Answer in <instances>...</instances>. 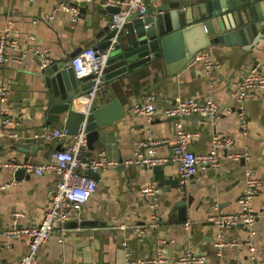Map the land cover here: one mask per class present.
Masks as SVG:
<instances>
[{
	"label": "crops",
	"instance_id": "obj_1",
	"mask_svg": "<svg viewBox=\"0 0 264 264\" xmlns=\"http://www.w3.org/2000/svg\"><path fill=\"white\" fill-rule=\"evenodd\" d=\"M59 1L0 0V27L10 22L12 35L19 40L18 46L10 50L3 71L4 80L10 86L9 101L4 109L16 122L21 135L19 142H32L37 146L36 154H30L21 151L15 142L0 137V161L28 159L42 162L69 140L38 141L32 138L45 125H66L64 119L51 124L43 121L46 90L40 73L39 52L47 51L55 59L78 54L89 45L103 49L98 46L101 40L97 33L109 25L113 13L102 10L101 3L105 0L84 3V10L75 22L71 12L58 8ZM164 1L147 0L148 8ZM51 13L54 16L49 19ZM227 16L228 13L224 12L218 18L224 17L228 21ZM126 34L127 25L121 38L125 39ZM29 35L34 38H28ZM203 50L218 64L211 75L205 74L203 64L194 60L182 70L161 79L157 73L147 75L141 70L107 77L101 92L106 97L116 98L124 112L100 128L101 137L95 148L87 146L83 154L96 156L104 150L109 158L119 163L123 161L124 166L119 168L118 163L101 173L103 183L84 205L81 220H71L64 232L57 229L49 237L39 248L38 264H126L123 242L132 250V259L145 261L138 264H178L177 260L188 248L205 254L207 260L204 264H218L221 257L227 264H264V185L253 202L256 213L252 235L255 258L243 245L217 247V228L208 219L216 207L223 211L240 209L238 199L243 192L247 167L254 169L264 180V89L251 93L243 101L247 113L245 129L240 126L239 102L230 95L232 82L240 75L254 67L264 73V37L249 50H244L241 45H212L199 52ZM111 72L106 70V75ZM154 85L157 87L152 92L157 99L153 117L148 119L143 114L131 112V104ZM208 96L213 97L219 106V116L213 122L197 115L180 119L163 113L180 99L203 101ZM179 124L198 133L189 142L190 149L196 153L209 151L212 137L218 133L234 139L232 147L222 149V154L249 151L252 158L236 161L224 157L221 167L199 170L183 187L178 185L177 164L173 161L154 168L124 162L141 148L140 141L149 138L159 141L155 146L159 156H170ZM9 181L14 182L0 192V229L40 222L50 206L49 190L53 176L31 173L29 178L19 180L14 179L12 168L1 167L0 183ZM153 182L161 187L158 197L160 220L156 228L147 230L140 237L132 226L153 221V198L137 189ZM182 197L186 199L187 207L184 221L178 218L177 210V202ZM223 234L227 239L241 242L248 236L245 227H228ZM61 237L63 241H60ZM10 244L9 248L0 247V264H16L26 252L28 240L15 239ZM158 244L164 247L162 262L156 253Z\"/></svg>",
	"mask_w": 264,
	"mask_h": 264
},
{
	"label": "built area",
	"instance_id": "obj_2",
	"mask_svg": "<svg viewBox=\"0 0 264 264\" xmlns=\"http://www.w3.org/2000/svg\"><path fill=\"white\" fill-rule=\"evenodd\" d=\"M34 1V0H32ZM95 0H60L58 8L72 13V20L75 22L79 19L81 6L84 3L94 2ZM103 7L118 6L120 9L111 15L109 27L114 30V35L110 38V44L99 49L94 46H86L71 60L70 65L74 69L77 78L91 75L92 86L81 96V100L87 104H91L102 91L106 82V69L108 61L114 47L120 43L121 33L125 26L133 20L134 13L143 15L148 10L147 0H105ZM54 13L48 18L52 19ZM28 38H34L29 35ZM19 40L12 35L10 22L4 27H0V137L12 142L20 139V133L16 128V122L7 115L4 106L9 101L10 86L4 80L3 71L8 61L10 50L17 47ZM41 61L40 67H45L51 62L52 58L47 51L39 52ZM195 61L201 62L204 67L205 74L211 75L218 67V64L210 60L208 52L203 50L197 53ZM264 89V73L252 68L249 72L240 75L232 82L230 95L236 97L239 102L238 115L240 118V126L242 129L247 127L246 110L243 105L244 99L251 93ZM157 95L153 92L147 93L135 100L130 111L145 115L151 119L156 112L155 102ZM89 105H87L88 107ZM167 117L184 118L191 115H197L211 122L215 121L219 116V106L216 100L208 96L201 101L196 98H185L176 101L170 107L163 111ZM198 133L189 131L178 125L172 152L170 156H159L156 152L158 140L149 138L140 141V149L136 150L134 156L125 160L126 164H134L139 167L154 168L156 166L173 161L177 164L178 185L183 187L190 179L196 175L201 169H218L222 166L223 158L227 157L236 161L251 160L252 155L249 151L240 153L226 152L221 153L222 149H229L234 143V139L230 135L214 134L212 137V147L207 152L196 153L189 147V142ZM38 141L51 140L54 138L69 139L66 144L52 151L49 157L42 162H34L33 160H9L0 161V167H10L13 171L24 169L25 172L34 173L38 176L52 175L53 182L49 190L50 206L45 211L40 222L32 225L7 226L0 229V247L11 246L10 242L15 239L25 238L28 240L26 252L18 259L16 264H38L39 248L44 245L49 237L57 230L65 231L66 225L71 220H81V212L84 205L95 193L98 187L103 183L101 173L108 168L116 166L119 162L109 158L104 150L99 151L96 156H85L83 149L87 148V131L85 123H83L76 134H69L66 125L62 127H49L45 125L40 132L33 137ZM123 163V161H122ZM15 179V178H14ZM14 181L0 183V192L4 191ZM264 185V180L256 175L254 169L247 167L244 176V188L238 202L240 209L238 211H223L214 208L209 213L208 219L216 225V246H246L252 258H255V245L252 241L254 234V222L256 213L253 208L255 196ZM132 189H135L132 187ZM141 194L148 195L153 198L151 203L152 222L149 224L133 225V230L140 237H143L147 230L154 229L158 226L160 220L159 213V194L161 187L153 182L149 185L141 186L137 189ZM189 225V223H186ZM125 226V225H124ZM228 227H245L247 238L241 242L237 239H227L223 232ZM63 241V238H60ZM126 250V264H138L145 261H136L132 259V250L126 242L122 243ZM164 247L160 244L156 247L159 262H162L161 254ZM219 256L222 254L219 252ZM207 256L197 252L192 248H188L177 260L178 264H204ZM95 264V263H87ZM218 264H227L223 257L220 258Z\"/></svg>",
	"mask_w": 264,
	"mask_h": 264
},
{
	"label": "water",
	"instance_id": "obj_3",
	"mask_svg": "<svg viewBox=\"0 0 264 264\" xmlns=\"http://www.w3.org/2000/svg\"><path fill=\"white\" fill-rule=\"evenodd\" d=\"M119 9L118 6L102 8L111 12ZM81 10H84L83 6ZM224 12L228 13V21L224 17L218 18ZM132 18L127 24L126 38H121L111 53L106 70L112 72L106 75V79L112 74L136 70L147 75L157 73L161 79L182 70L194 61L200 50L209 46L241 45L244 50H249L264 37V0H165L148 8L141 16L134 13ZM114 33L109 25L103 27L97 33L101 40L98 46L107 47ZM76 54L52 59L41 68L46 90L42 118L47 124L66 120L69 134L78 133L85 123L87 146L94 149L101 137L100 128L120 117L124 109L116 98L106 97L103 92L84 109L75 104L76 100L83 101L79 97L92 86L91 75L77 78L71 67L70 60ZM39 62L40 65V59ZM156 87H149L142 95ZM14 145L26 153L37 152V146L32 142L17 141ZM123 166L121 161L118 167ZM13 174L19 180L30 177L21 168ZM177 206L178 218L184 221L187 216L186 199L180 198Z\"/></svg>",
	"mask_w": 264,
	"mask_h": 264
},
{
	"label": "bare ground",
	"instance_id": "obj_4",
	"mask_svg": "<svg viewBox=\"0 0 264 264\" xmlns=\"http://www.w3.org/2000/svg\"><path fill=\"white\" fill-rule=\"evenodd\" d=\"M78 102H79L80 104H79ZM82 102H83V101H82ZM82 102H80L79 100H76L75 104H76L77 106H83L82 109H84V106L86 105V103L83 102V104H84V105H83ZM86 106H87V105H86ZM80 108H81V107H80Z\"/></svg>",
	"mask_w": 264,
	"mask_h": 264
},
{
	"label": "rangeland",
	"instance_id": "obj_5",
	"mask_svg": "<svg viewBox=\"0 0 264 264\" xmlns=\"http://www.w3.org/2000/svg\"><path fill=\"white\" fill-rule=\"evenodd\" d=\"M98 96V95H97Z\"/></svg>",
	"mask_w": 264,
	"mask_h": 264
}]
</instances>
